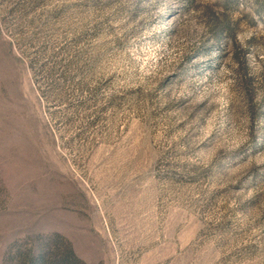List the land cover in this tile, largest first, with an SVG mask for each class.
Instances as JSON below:
<instances>
[{
    "label": "rangeland",
    "instance_id": "374dc122",
    "mask_svg": "<svg viewBox=\"0 0 264 264\" xmlns=\"http://www.w3.org/2000/svg\"><path fill=\"white\" fill-rule=\"evenodd\" d=\"M41 257L264 264V0H0V264Z\"/></svg>",
    "mask_w": 264,
    "mask_h": 264
},
{
    "label": "trees",
    "instance_id": "16d2710c",
    "mask_svg": "<svg viewBox=\"0 0 264 264\" xmlns=\"http://www.w3.org/2000/svg\"><path fill=\"white\" fill-rule=\"evenodd\" d=\"M68 254H69V256H72V252H71V251H70ZM72 257H73V256H72ZM42 261H43V260H42V257H41V258L39 259L40 264H42Z\"/></svg>",
    "mask_w": 264,
    "mask_h": 264
}]
</instances>
